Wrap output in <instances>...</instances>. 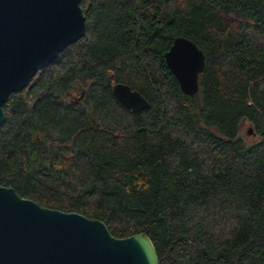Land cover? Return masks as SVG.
Here are the masks:
<instances>
[{"label": "trees", "instance_id": "1", "mask_svg": "<svg viewBox=\"0 0 264 264\" xmlns=\"http://www.w3.org/2000/svg\"><path fill=\"white\" fill-rule=\"evenodd\" d=\"M81 7L85 34L2 104L0 184L145 232L158 264H264V0ZM178 35L204 53L192 96L163 57ZM117 81L147 107L120 103Z\"/></svg>", "mask_w": 264, "mask_h": 264}, {"label": "water", "instance_id": "2", "mask_svg": "<svg viewBox=\"0 0 264 264\" xmlns=\"http://www.w3.org/2000/svg\"><path fill=\"white\" fill-rule=\"evenodd\" d=\"M84 34L81 0H0V123L9 93ZM163 57L181 91L194 95L203 51L178 35ZM111 90L131 111L148 105L127 83L114 82ZM246 132L254 133L252 126ZM0 264H158V258L143 231L116 237L98 218L43 206L0 184Z\"/></svg>", "mask_w": 264, "mask_h": 264}, {"label": "rangeland", "instance_id": "3", "mask_svg": "<svg viewBox=\"0 0 264 264\" xmlns=\"http://www.w3.org/2000/svg\"><path fill=\"white\" fill-rule=\"evenodd\" d=\"M251 126V124L247 120H243L240 125L239 129V135L246 140L247 143H250L254 140H257L259 138V135L254 133H247V128Z\"/></svg>", "mask_w": 264, "mask_h": 264}]
</instances>
